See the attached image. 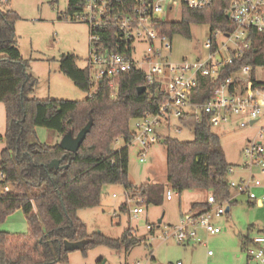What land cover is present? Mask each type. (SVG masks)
Instances as JSON below:
<instances>
[{
    "label": "trees",
    "instance_id": "trees-1",
    "mask_svg": "<svg viewBox=\"0 0 264 264\" xmlns=\"http://www.w3.org/2000/svg\"><path fill=\"white\" fill-rule=\"evenodd\" d=\"M81 1L69 0L68 10L60 14L59 20L78 11ZM229 7L230 0H216L212 7L201 11L184 7L181 19L161 22L159 32L172 41L175 36L192 39L196 25L210 27L211 33L233 31L226 16ZM19 20L16 12L0 9V104L6 112L7 143L0 153V187H11V191L0 194V223L22 211L28 231L0 232V264H68L71 252L65 250L67 241L84 243L80 250L84 255L98 247L128 253L144 242L132 229H126L118 239L100 233L90 235L78 213L99 207L108 186L123 187L130 198L142 199L146 206L163 205L166 186H135L129 179V158L134 137L132 122L157 113L164 94L157 86H148L144 75L136 70L120 76L114 88L109 80L95 84L90 69H80L78 57L69 53L59 59L60 73L80 90L95 91L80 102L38 99L36 80L29 74V62L18 47ZM246 65L254 70L264 68V34H252L251 51L238 65L226 68L222 78ZM214 86L211 78H201L194 101H207ZM141 87H147L143 94L138 92ZM91 122V131L70 157L59 144L37 141V127L56 131L62 137L71 132L76 137ZM180 122L193 130L194 140L180 142L169 136L161 141L166 147L167 185L180 196L186 191L205 190L213 193L218 203L230 201L227 171L233 166L223 155L220 138L207 119L187 117ZM119 139L125 146L115 151L113 145ZM54 160H62L59 168L49 167ZM235 203L232 199L230 205ZM193 208L205 211L208 206L194 204ZM127 210V205L121 209ZM149 232L154 235V229ZM262 233L264 230L259 231ZM252 239L242 237V248Z\"/></svg>",
    "mask_w": 264,
    "mask_h": 264
},
{
    "label": "built area",
    "instance_id": "built-area-1",
    "mask_svg": "<svg viewBox=\"0 0 264 264\" xmlns=\"http://www.w3.org/2000/svg\"><path fill=\"white\" fill-rule=\"evenodd\" d=\"M3 4L8 0H0ZM216 0H82L79 10L65 19L81 22L89 28V57L87 68L95 84L109 80L111 88L120 76L133 70L144 75L148 86H157L164 94V102L157 113L147 114L134 121L132 144L139 148L140 162L156 143L169 137L159 130L168 131L173 122L176 133L187 129L180 122L187 117L207 119L212 129L257 128L253 138L247 140L242 150L245 162L239 180L229 179L235 168L227 171L231 190L246 195L252 205L264 207L254 189L264 190V181L257 178L255 170L264 175V68L253 69L246 65L222 78L226 68L238 65L252 48V34H264V0H230L226 13L233 31L217 30L207 42L208 58L190 63L172 62V42L159 32L161 22L172 21L175 8L201 11L209 9ZM168 16V20L161 16ZM147 47L141 60H135L137 47ZM211 78L215 86L205 102H195L194 95L201 78ZM147 88V87H146ZM258 126V127H256ZM133 145V146H134ZM5 189V192H8ZM4 193V192H3ZM126 197L129 198L128 193ZM130 199V198H129ZM166 199H173L168 190ZM230 201L218 203L214 195L209 198L208 209L198 214L182 217L180 225L173 228V236L180 245L191 242L201 244L199 229L215 236L222 232L213 219L227 214ZM141 204V205H139ZM137 208L130 216L144 214V200H137ZM151 231V225L147 226ZM249 261L264 264V233L258 234L245 248ZM212 253L209 252V255ZM169 264H183L177 261Z\"/></svg>",
    "mask_w": 264,
    "mask_h": 264
},
{
    "label": "rangeland",
    "instance_id": "rangeland-1",
    "mask_svg": "<svg viewBox=\"0 0 264 264\" xmlns=\"http://www.w3.org/2000/svg\"><path fill=\"white\" fill-rule=\"evenodd\" d=\"M69 0H8L0 9L16 12L20 20L16 23L18 47L24 60L29 62V74L36 80L38 99H54L68 101H84L90 93L80 90L75 84L59 71V59L64 54H74L78 57L77 66L84 69L89 57V28L81 22L63 18L60 13L68 10ZM62 16V15H61ZM168 20V16L162 15ZM181 19L180 9L175 8L170 17L172 21ZM211 36L210 27L196 25L192 28V39L175 36L172 39V62H182L187 59L195 63L199 59L208 58L206 44ZM147 47H137L135 60H141ZM134 121L132 122V127ZM176 122L168 131L159 130L162 134L177 139L180 142L194 140L191 129H182L176 133ZM258 127V126H256ZM221 140V150L228 164L235 168V175L229 179L239 180L245 173L241 171L245 159L242 150L248 139L253 138L257 128H218L212 129ZM6 112L0 104V153L7 146L5 141ZM37 141L41 144L54 145L59 135L56 131L42 127L36 128ZM134 145V143H133ZM130 147L129 179L135 186L146 183L163 184L166 186L164 203L161 206L143 205L144 214L130 216V210L137 208V199L127 198L123 187L108 186L104 189L99 207L81 210L78 217L86 225L90 235L100 233L111 239L120 238L126 229H132L137 238L144 242L130 252L116 253L106 247L90 250L87 255L81 251L71 252L68 264H169L182 261L183 264H257L249 261L246 249L242 248V237L254 238L260 230H264V207L252 205L246 195L237 196L235 204L229 205V213L214 218L215 226L222 232L218 235H208L199 229L202 243L191 242L190 246L180 245L173 234V228L180 225L184 214L192 209V202L204 201L207 193L201 190L187 191L181 196L167 185V155L166 147L156 143L147 152L145 162L141 163L137 145ZM124 141L119 139L114 145L115 151L123 148ZM258 179L264 181V175L255 170ZM1 180V174H0ZM3 188L0 194L5 192ZM173 199H166L167 191ZM257 198H261L264 190L254 189ZM212 194V193H211ZM235 191L231 190L232 198ZM127 205V212L121 209ZM141 205V204H139ZM162 219V223L159 221ZM154 229L152 236L147 228ZM28 226L22 211H17L0 223V232L11 234H26ZM209 252L212 254L209 255ZM154 258V260H152Z\"/></svg>",
    "mask_w": 264,
    "mask_h": 264
},
{
    "label": "water",
    "instance_id": "water-1",
    "mask_svg": "<svg viewBox=\"0 0 264 264\" xmlns=\"http://www.w3.org/2000/svg\"><path fill=\"white\" fill-rule=\"evenodd\" d=\"M146 91H147L146 87H141L138 89L139 94H143ZM91 128H92V122L89 123L83 130H81L76 137L71 132H69L68 134H66L62 137V140H61L59 145L63 150L68 152L66 157L72 156L74 153H76L79 150V148L81 147V145L85 141L88 133L91 131ZM61 162H62V160H54L49 165V167L50 168H59ZM229 211H230V208H227V213ZM161 223H162V219L159 221V224H161ZM64 246H65L66 251L74 252V251H80L83 248L84 243H81V242L70 243L67 241L64 243Z\"/></svg>",
    "mask_w": 264,
    "mask_h": 264
},
{
    "label": "crops",
    "instance_id": "crops-1",
    "mask_svg": "<svg viewBox=\"0 0 264 264\" xmlns=\"http://www.w3.org/2000/svg\"><path fill=\"white\" fill-rule=\"evenodd\" d=\"M60 14H61V13H60ZM2 105H3V104H2ZM3 106H4V105H3ZM4 108H5V107H4ZM61 140H62V136H61V135H58L57 138H56V141H55L56 143H54V145L60 144ZM138 149H139V148H138ZM0 190H3V188L0 187ZM8 190L11 191V188H8ZM194 191H195V190H194ZM198 191H199V190H198ZM201 191L207 193V195H206V196H207V199L204 200V201H196V202H192V209H191V211H190L189 213L184 214L183 217H184V216H187V215H189V214H198V213H202V212H203V211L200 210V209H194V208H193V205H194V204H206V205L208 206L209 198L212 197L213 193L211 194V192H208V191H205V190H201ZM232 191H235V190H232ZM186 192H187V191H186ZM235 193H236V194H235V197L232 198V199L236 201L237 196H241V195H239L237 191H235ZM79 212H80V211H79ZM78 214H79V213H78Z\"/></svg>",
    "mask_w": 264,
    "mask_h": 264
}]
</instances>
